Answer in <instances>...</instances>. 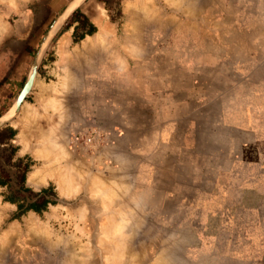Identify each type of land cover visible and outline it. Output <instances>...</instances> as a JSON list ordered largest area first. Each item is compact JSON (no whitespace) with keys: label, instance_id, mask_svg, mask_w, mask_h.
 Returning a JSON list of instances; mask_svg holds the SVG:
<instances>
[{"label":"crops","instance_id":"crops-1","mask_svg":"<svg viewBox=\"0 0 264 264\" xmlns=\"http://www.w3.org/2000/svg\"><path fill=\"white\" fill-rule=\"evenodd\" d=\"M71 1L0 0V116ZM77 10L94 31L74 41ZM50 38L41 162L24 189L0 175V264H51L54 229L56 264H264V0H76ZM25 188L45 210L17 216Z\"/></svg>","mask_w":264,"mask_h":264},{"label":"trees","instance_id":"trees-1","mask_svg":"<svg viewBox=\"0 0 264 264\" xmlns=\"http://www.w3.org/2000/svg\"><path fill=\"white\" fill-rule=\"evenodd\" d=\"M75 21L78 22V25L76 26V29L74 30V33H73L74 41H78L82 39L86 34H91L94 31V27L88 23L86 17H84L79 10L75 11L70 16V19L68 20V22H66L64 28H68ZM77 28L81 30L79 34H76ZM14 133L15 132L12 128L7 129L6 132H1L0 133V144L2 143L1 141H3L4 139L8 140L10 136H12ZM3 150L8 151L7 154L4 156L6 163L12 166L14 165L16 169L19 170V174H17V182L18 184H20V188L24 189V176H25V173L29 170L31 163L29 161L23 162L20 159L12 163L11 159H12V156L17 151V147L9 146L8 148L7 147L4 148ZM0 175L2 177L6 176L1 171H0ZM1 183L4 184V183H7V181L2 180ZM25 190L27 191L29 196H32V197L37 196V198L33 202L28 203L25 207L22 208V210L18 211L17 216H19L21 213L27 210H33V211L39 212V211L46 209L48 202L45 199L41 198V194H43V191L35 192L29 188H25ZM20 199L21 198L19 196H17V198H14L13 196L5 198V200H9L11 202H17V203H19Z\"/></svg>","mask_w":264,"mask_h":264},{"label":"rangeland","instance_id":"rangeland-1","mask_svg":"<svg viewBox=\"0 0 264 264\" xmlns=\"http://www.w3.org/2000/svg\"><path fill=\"white\" fill-rule=\"evenodd\" d=\"M40 69H41V65L39 67V73H40ZM35 80H36V78H35ZM35 80H34V82H35ZM33 85H34V83H33ZM29 96H31V97H29V100L26 99L23 103L25 105H27L28 107L33 108L34 112L37 113L38 110L42 106V101L36 99V97L34 95L30 94ZM23 103H22V105H23ZM44 103L45 104L50 103L49 107L51 109H53L54 111L57 108V102L56 101L44 102ZM22 105H21V107H22ZM21 107H20L19 113L17 114L19 116V118H21L23 116L21 114V112H22L21 111V109H22ZM17 115L13 116L12 120H11V122H13L15 124H20L19 125V129L21 131H20V134H19L18 138L20 140V144H21L22 147H21L20 150H17V151L20 154H24L25 152H28V154H31V156L28 157V159H29L28 161L30 163L39 164L41 162V159H42V155H41V151H42L41 141L37 140V141H32V142H30V141L25 142V136H26V132L25 131H27V128L25 126L26 123L24 124L22 122L23 121V117H22V121L20 122V120H18L19 118H18ZM20 115H22V116H20ZM17 148L19 149V147H17ZM57 151L58 150L56 148H52L51 149V155H53L55 158L57 157ZM7 152L8 151H5V150H3V148L0 147V171L3 174H5L6 176H8L9 174H13V171H14V170H12V168L10 169L9 164H7L6 161H5V157L4 156L7 154ZM261 153H262L261 155L264 156V150L261 151ZM30 159H31V161H30ZM11 167H12V165H11ZM16 171H17V174H19V170L16 169ZM51 232H52V234H51ZM49 236L50 237L52 236V238H51L52 244H50V246H49L50 247V255L54 258V260L53 261L51 260L50 262H51V264H56V254H57L56 250L58 249V245L56 244V241H57V239H56V230L55 229L54 230H50ZM61 248H62V246H61Z\"/></svg>","mask_w":264,"mask_h":264},{"label":"water","instance_id":"water-1","mask_svg":"<svg viewBox=\"0 0 264 264\" xmlns=\"http://www.w3.org/2000/svg\"><path fill=\"white\" fill-rule=\"evenodd\" d=\"M75 5H76V0L71 1L68 5H66V7L55 17V19L49 26V29L46 35L43 37L39 45V48L33 57L27 78L16 97L13 106L11 107V109H9V111H7L2 116H0V127L6 123L11 122L12 117L19 113L22 103L26 100L28 94L30 93L32 89V85H33L32 83H33L34 77L38 75L39 73V67L41 65V60L43 57L44 49L46 45L48 44L49 40L51 39L50 36L52 34L53 29L67 14H69L70 12L74 10ZM14 105H15V108H14Z\"/></svg>","mask_w":264,"mask_h":264},{"label":"bare ground","instance_id":"bare-ground-1","mask_svg":"<svg viewBox=\"0 0 264 264\" xmlns=\"http://www.w3.org/2000/svg\"><path fill=\"white\" fill-rule=\"evenodd\" d=\"M172 1H175V2H179V0H172ZM190 1H192V0H190ZM202 2V1H201ZM184 3V2H183ZM150 9V8H149ZM147 10V9H146ZM148 11H151V10H148ZM151 13V12H150ZM2 30V29H1ZM37 76V75H36ZM36 76L34 77V80H35V78H36ZM34 80H33V83H34ZM32 83V84H33ZM33 86V85H32ZM45 90H47V89H45ZM14 108H15V105H14ZM22 109H21V114L23 115H20V116H22L23 117V121H22V117L21 118H19V116H18V120H20V122L22 121L24 124L25 123H29L35 116H36V113L34 112V109L33 108H31V107H28L27 105H25L24 103H23V105H22V107H21ZM13 111V110H12ZM65 129V128H64ZM64 142V141H63ZM57 143V142H56ZM76 147V146H75ZM24 148V147H23ZM51 168V167H50ZM75 170V169H74ZM38 171V170H37ZM116 173V172H115ZM35 174V173H34ZM29 176V175H28ZM123 176V175H122ZM94 179V178H93ZM103 181H105V180H103ZM108 183V182H107ZM115 190V189H114ZM117 191V190H116ZM107 193H110V192H107ZM119 193V192H118ZM111 194V193H110ZM120 194V193H119ZM6 205V204H5ZM135 209V208H134ZM2 216V215H1ZM0 216V217H1ZM34 218V217H33ZM30 221V220H29ZM33 224V223H32ZM10 227H13V226H10ZM119 229H121V228H119ZM118 229V230H119ZM108 231H109V229H108ZM31 233V232H30ZM33 233V232H32ZM122 233V232H121ZM5 234V233H4ZM61 236V235H60ZM117 237V236H116ZM66 240V239H65ZM56 241V240H55ZM64 243V242H63ZM64 250V249H63ZM72 251V250H71ZM71 255V254H70ZM168 255V254H167ZM166 257V256H165ZM75 259V258H74ZM164 259V258H163ZM172 260V259H171ZM170 260V261H171ZM169 261V260H168ZM83 262V261H82ZM173 263V262H172ZM171 264V263H170Z\"/></svg>","mask_w":264,"mask_h":264}]
</instances>
